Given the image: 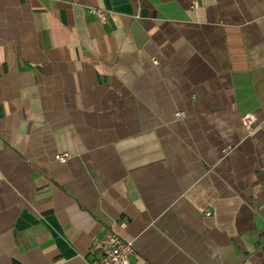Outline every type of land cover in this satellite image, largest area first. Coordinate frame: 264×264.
<instances>
[{
    "label": "crops",
    "instance_id": "0c3cea01",
    "mask_svg": "<svg viewBox=\"0 0 264 264\" xmlns=\"http://www.w3.org/2000/svg\"><path fill=\"white\" fill-rule=\"evenodd\" d=\"M110 229L133 264H264V0H0V264Z\"/></svg>",
    "mask_w": 264,
    "mask_h": 264
},
{
    "label": "built area",
    "instance_id": "2783aa9c",
    "mask_svg": "<svg viewBox=\"0 0 264 264\" xmlns=\"http://www.w3.org/2000/svg\"><path fill=\"white\" fill-rule=\"evenodd\" d=\"M89 12L102 22L106 20V11L102 8L90 7ZM152 61L157 62L156 58H152ZM183 115L184 113L181 111L175 113L176 117ZM240 121L244 128L251 132L256 122V115L253 112H246L241 115ZM54 157L63 163L67 161L69 154L60 152L56 153ZM117 225L120 229H124L127 222L124 219H119ZM89 253L91 255L90 264H133L131 257L134 256L135 249L132 241L124 239L117 230L110 229L102 238L93 240Z\"/></svg>",
    "mask_w": 264,
    "mask_h": 264
}]
</instances>
